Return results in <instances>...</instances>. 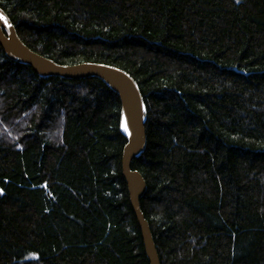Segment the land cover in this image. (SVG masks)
<instances>
[{
    "label": "trees",
    "instance_id": "obj_1",
    "mask_svg": "<svg viewBox=\"0 0 264 264\" xmlns=\"http://www.w3.org/2000/svg\"><path fill=\"white\" fill-rule=\"evenodd\" d=\"M60 65L116 67L147 107L132 162L161 264H264V0H0ZM118 95L0 45V264H150Z\"/></svg>",
    "mask_w": 264,
    "mask_h": 264
},
{
    "label": "water",
    "instance_id": "obj_2",
    "mask_svg": "<svg viewBox=\"0 0 264 264\" xmlns=\"http://www.w3.org/2000/svg\"><path fill=\"white\" fill-rule=\"evenodd\" d=\"M0 14L7 20V23L0 20V45L9 59L32 67L41 77L96 78L118 95L121 102L120 132L128 140L122 158L123 176L128 185L131 206L141 229L148 260L150 264H161L150 224L141 209V199L147 188L146 181L141 173L132 169L133 160L144 152L147 143V107L137 83L116 67L98 63L60 65L35 53L22 42L9 16L1 8Z\"/></svg>",
    "mask_w": 264,
    "mask_h": 264
},
{
    "label": "snow or ice",
    "instance_id": "obj_3",
    "mask_svg": "<svg viewBox=\"0 0 264 264\" xmlns=\"http://www.w3.org/2000/svg\"><path fill=\"white\" fill-rule=\"evenodd\" d=\"M0 20H4V22L7 23L6 18L2 14H0ZM125 131H127V125H125Z\"/></svg>",
    "mask_w": 264,
    "mask_h": 264
}]
</instances>
